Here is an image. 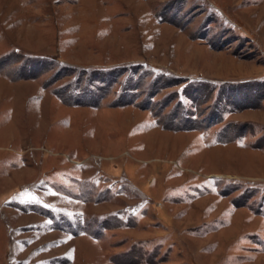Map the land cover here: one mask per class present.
<instances>
[{"label": "rangeland", "instance_id": "rangeland-1", "mask_svg": "<svg viewBox=\"0 0 264 264\" xmlns=\"http://www.w3.org/2000/svg\"><path fill=\"white\" fill-rule=\"evenodd\" d=\"M0 264H264V0H0Z\"/></svg>", "mask_w": 264, "mask_h": 264}]
</instances>
